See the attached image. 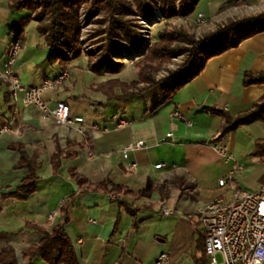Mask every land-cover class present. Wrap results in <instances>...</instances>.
<instances>
[{
	"label": "crops",
	"instance_id": "crops-1",
	"mask_svg": "<svg viewBox=\"0 0 264 264\" xmlns=\"http://www.w3.org/2000/svg\"><path fill=\"white\" fill-rule=\"evenodd\" d=\"M37 24L33 13L11 12L7 0H0V72L8 45L17 32H22L24 43L15 72L26 87L55 78L64 67H51L47 62V50L36 31ZM68 67L70 81L46 94L44 100L51 108L57 103L67 104L72 117L83 119V136L61 138L64 132L56 123L42 120L34 108L14 104L8 85L0 81V126H10L9 132L0 135V233L7 235L0 238V247L12 246L21 262V252L44 237L29 224L48 233L59 225L70 238L79 264H114L120 257L121 264H142L143 252L136 245L144 241L146 233L153 240L160 235L150 234L151 224L161 222L154 219L156 214L165 218L163 222L172 224L177 233L180 224L193 228V233L196 226L202 230L197 212L205 203L230 194L218 186L221 178L213 184L215 172L230 163L223 161L213 147L220 145L233 153L240 130L208 148L207 140L216 138L222 118L208 113L206 108L221 109L234 116L264 97V85L242 86L245 73L264 72V32L209 60L197 78L153 113L150 109L162 97L161 93L145 104L142 96L108 100L96 87L109 80V74L92 73L83 57L70 61ZM120 93V89L114 90L115 95ZM174 111L181 114V120L172 117ZM114 115L131 123L125 128H115L111 121ZM139 141L144 148L131 152L125 161L122 149ZM66 142L71 143L67 149L74 157L61 158L57 172L53 173L51 157L58 145L62 149ZM12 145H20L26 156L39 165L37 189L23 199L12 196L27 173L26 169L14 168L20 155L10 149ZM128 162L136 165L132 173L124 169ZM158 164L162 165L160 169L155 168ZM227 169L230 171V166ZM70 171L91 184L108 179L114 185L127 187L133 195L143 191L149 181L153 192L148 198L135 199L133 195L119 198L136 211L133 218L118 205L117 199L110 198L113 195L80 193ZM162 177L167 178L174 193H179L177 198L165 189L168 195L162 199L159 191L160 186L164 187L159 183ZM185 184L196 192L187 196ZM72 195L76 198L65 223L60 207ZM134 221L136 230L132 226ZM161 253L166 252L154 256L155 264ZM34 264L44 263L36 259Z\"/></svg>",
	"mask_w": 264,
	"mask_h": 264
},
{
	"label": "trees",
	"instance_id": "trees-1",
	"mask_svg": "<svg viewBox=\"0 0 264 264\" xmlns=\"http://www.w3.org/2000/svg\"><path fill=\"white\" fill-rule=\"evenodd\" d=\"M198 2L199 0H7V7L11 12L27 10L33 13L38 21L36 31L43 40L47 50L46 60L51 67L64 66L68 55L73 60L80 56L77 43L79 8L83 7L89 14L101 15V19L95 21L98 27L89 35L90 39L96 38L97 40L94 49L97 54L89 58V70L96 75H101V71H95L93 68L96 65H106L109 66L111 74L116 75L119 70L111 58L139 44V34L135 25L137 16L149 17L157 4L164 14V20L168 21L191 14ZM262 32H264V11L230 20L215 30L204 33L199 38L181 27L165 26L154 35L153 43L144 54L134 61L133 64L137 68L136 80L126 83L113 78L99 84L96 89L102 92L108 100L143 96L153 89H159L162 97L150 109V113H153L170 102L184 86L197 78L209 60ZM13 41H19L23 47L24 34L17 32ZM179 56L182 58L176 68L168 70L165 76L156 80L155 73L168 64L172 58ZM255 85H264V72L244 74L242 86ZM116 88L120 89V95L114 94ZM206 111L222 118V124L214 139L216 143L240 127L249 126L255 122H264V97L254 102L247 110L234 116L217 108H206ZM70 146V142H66L62 149L58 145L50 161L53 173L57 172L61 158L74 157V154L69 153L67 149ZM10 149L17 151L20 155L19 162L14 168L27 170L24 179L12 194L14 198L23 199L37 189L39 165L34 159L26 156L20 145H12ZM251 156L264 161V140L254 142ZM70 175L80 188V193L113 195L118 200V205L135 218L136 211L119 200L121 196L133 195L127 187L114 185L108 179L91 184L87 179L78 177L72 171ZM185 188H190V186L185 184ZM159 191L162 199L167 198L168 194L163 186L159 187ZM152 192V184L148 181L145 189L133 196L135 199L148 198ZM182 192L181 190L180 194ZM75 198V195H72L60 207L65 223L68 221V210ZM28 226L42 234L43 239L21 252V262L12 246L6 244L0 247V264H34L36 259L44 264H79L72 242L61 226H54L50 233L35 225L29 224ZM132 226L136 230V221ZM193 235L194 247L191 252L193 264H208V257L204 250V232L196 226ZM6 236L0 233V238ZM114 264H121V257Z\"/></svg>",
	"mask_w": 264,
	"mask_h": 264
},
{
	"label": "rangeland",
	"instance_id": "rangeland-1",
	"mask_svg": "<svg viewBox=\"0 0 264 264\" xmlns=\"http://www.w3.org/2000/svg\"><path fill=\"white\" fill-rule=\"evenodd\" d=\"M262 11H264V0H199L195 10L191 14L165 21L163 12L156 4L152 15L149 17H136V31L139 34L138 46L135 48L129 47L127 51L121 52L118 56L111 58L112 62L116 65L117 70H119V73L112 75L109 66L106 65H96L93 69L95 71H101L102 74H109L110 79L117 78L122 82L128 83L132 80H136L137 68L133 64L134 61L144 54V52L153 43L154 35L158 31H161L165 26H169L171 28L181 27L189 34L199 38L204 33L211 32L218 26L223 25L230 20L240 19ZM199 14L203 15L202 23L197 22ZM101 17V15L87 13L83 7L78 10L77 23L79 30L77 43L80 52L79 57H83L87 60L88 70L90 68L89 58L97 54L94 51L96 46L95 42L97 40L96 38L90 39L89 35L98 27L95 21L101 19ZM15 42L18 43L21 52L22 47L20 42ZM20 52L18 54L17 61L19 59ZM181 58V56L172 58L168 64L164 65L155 73V79L157 80L165 76L168 70H174L178 63H180ZM72 60L73 59L68 55L66 58L67 62L61 70V72L66 71L69 74V78L63 81L60 85L56 86L50 92L55 91L70 81L71 69L68 67V63ZM0 81L8 85L11 94V89L7 81ZM159 93H161L159 89H153L147 95L142 96L143 103L152 102L155 96ZM239 129L236 149L233 153H230L233 161H230L228 167L230 166L231 171L233 166H238L241 168V171H237L231 184H228L222 189V191L224 190L230 193L225 197L226 200L231 199V196L235 191L250 192L258 190L259 185L262 180H264V161H260L259 159L251 156L254 142L256 140H264V122H255L249 126L240 127ZM206 144L208 148H211L215 144L214 139H208ZM223 161L226 160L223 159ZM228 167L215 172L213 182L214 185L217 183L218 178L225 180L230 176V171L227 169ZM160 217L161 215L156 214L154 219L161 222L151 224L150 228V234L157 233L160 235L153 240V237L150 234V236H147L148 234L146 233L145 238L144 236L142 238L144 241L137 242L136 249L140 248V252H143L142 255L144 256L142 264H155L154 256L160 251H164L170 255L171 264H193L191 255L194 247V237L192 234L193 228L191 229L190 227L185 226L182 227L180 224L177 233V229H175L172 224L168 225L167 222H163L165 218ZM148 238L150 241H148ZM143 256H141V258H143ZM217 261L221 262L219 255H217Z\"/></svg>",
	"mask_w": 264,
	"mask_h": 264
},
{
	"label": "built area",
	"instance_id": "built-area-1",
	"mask_svg": "<svg viewBox=\"0 0 264 264\" xmlns=\"http://www.w3.org/2000/svg\"><path fill=\"white\" fill-rule=\"evenodd\" d=\"M197 22H203V15L199 14ZM20 52L17 42H11L6 51V61L0 80L7 81L11 89V97L14 103L23 107H31L37 110L42 120L53 121L57 127L69 138L71 135L83 136V119L72 117L69 106L65 103H57L51 108L44 100V95L52 91L56 86L69 78V74L60 72L53 79H45L38 86L26 87L20 83L16 76L17 57ZM175 119H182L178 111L172 113ZM115 128H125L131 121L114 115L111 118ZM10 131V126H0V135ZM167 134V138H171ZM61 142H65L62 140ZM144 145L141 141L129 143L121 152L122 158L128 160L131 152L142 150ZM214 151L226 161H233L227 149L220 145H214ZM135 163L128 162L124 165L127 173L135 171ZM161 164L155 166L160 169ZM241 171L240 167L233 166L230 176L218 181L220 188L230 185L235 173ZM159 183L170 192V196L177 198L179 193H174L167 183V178L162 177ZM196 192L193 188H185L184 193L188 196ZM110 198H114L110 196ZM171 215V212H164ZM51 219V217H49ZM197 219L205 234L204 250L208 257V264H264V180L256 191H235L231 199L218 197L203 205L197 212ZM92 221V220H91ZM93 222V221H92ZM219 255L221 262L217 261ZM156 264H171L168 253H161Z\"/></svg>",
	"mask_w": 264,
	"mask_h": 264
}]
</instances>
